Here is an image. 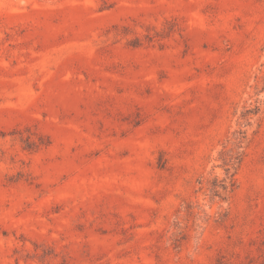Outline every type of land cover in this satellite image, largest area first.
I'll use <instances>...</instances> for the list:
<instances>
[{"label":"rangeland","instance_id":"1","mask_svg":"<svg viewBox=\"0 0 264 264\" xmlns=\"http://www.w3.org/2000/svg\"><path fill=\"white\" fill-rule=\"evenodd\" d=\"M0 264H264V0H0Z\"/></svg>","mask_w":264,"mask_h":264}]
</instances>
